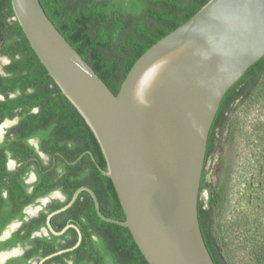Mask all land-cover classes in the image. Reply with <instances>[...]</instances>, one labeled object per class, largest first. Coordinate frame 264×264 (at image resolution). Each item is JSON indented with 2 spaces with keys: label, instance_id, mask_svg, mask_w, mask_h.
Masks as SVG:
<instances>
[{
  "label": "trees",
  "instance_id": "obj_1",
  "mask_svg": "<svg viewBox=\"0 0 264 264\" xmlns=\"http://www.w3.org/2000/svg\"><path fill=\"white\" fill-rule=\"evenodd\" d=\"M208 0H40L46 14L82 57L92 66L109 88L117 93L127 72L136 59L161 37L188 20ZM11 58L4 68L11 75L0 77V94L19 90L15 100L0 103V121L19 117L18 126L9 130L0 151L9 149L19 166L15 171L3 168L0 155V194L6 190L12 211L6 214L0 229L8 221L23 216V208L37 198L60 190L64 200L53 199L37 216L25 221L11 239L0 242V251L6 247L30 243L22 256L8 264H25L32 257L42 258L50 253L73 246L78 233L69 227L63 234L49 237L31 233L46 225L47 214L65 205L74 191L83 185L97 196L101 212L111 218L124 220L111 179L95 164L85 168L87 150L101 153L99 144L74 105L61 92L58 85L31 48L21 26L15 18L11 0H0V57ZM19 56V59L16 57ZM32 88L31 95L26 89ZM264 92V55L224 94L210 128L202 170L198 217L202 235L215 264H229L226 252L229 236L247 254L245 264H264V123L258 124L256 152L252 162L255 177L247 183L250 220L235 218L229 227L222 225L230 182V165L220 158L223 167L215 182L205 180V167L221 142L233 106L242 103L256 90ZM38 109L32 114V109ZM235 129H232V131ZM39 138V150L53 158L62 155L60 171L49 164L35 168L37 180L27 184L30 160L38 155L30 147L28 138ZM71 145V147H69ZM2 154V153H1ZM59 159L60 157L57 156ZM62 172V174H61ZM29 188L31 190H29ZM207 191L206 202L200 198ZM1 201V200H0ZM55 230L66 224H76L82 234L81 243L73 250L57 254L43 264H148L137 247L129 229L108 222L98 216L94 201L87 191H80L73 204L51 218Z\"/></svg>",
  "mask_w": 264,
  "mask_h": 264
},
{
  "label": "water",
  "instance_id": "obj_2",
  "mask_svg": "<svg viewBox=\"0 0 264 264\" xmlns=\"http://www.w3.org/2000/svg\"><path fill=\"white\" fill-rule=\"evenodd\" d=\"M31 48L93 132L125 219L104 215L94 191L78 187L46 216L87 191L103 220L127 227L148 264H215L198 200L207 140L227 90L264 55V0H208L132 64L117 93L74 48L40 0H11ZM89 153H91L89 151ZM48 197V196H47ZM42 201V199H41Z\"/></svg>",
  "mask_w": 264,
  "mask_h": 264
},
{
  "label": "rangeland",
  "instance_id": "obj_3",
  "mask_svg": "<svg viewBox=\"0 0 264 264\" xmlns=\"http://www.w3.org/2000/svg\"><path fill=\"white\" fill-rule=\"evenodd\" d=\"M260 123H264V92L259 89L244 102L233 106L227 125L221 132L218 149L205 167V180L213 183L222 174L220 158L229 162L230 182L222 215V225L228 231L235 218L243 216L245 220H250L252 216L247 200V183L256 174V166L252 162L253 153L256 152L253 131ZM200 198L206 202V190L201 192ZM228 239L226 252L229 264H245L246 252L239 247L236 238L229 236ZM31 264H35V261Z\"/></svg>",
  "mask_w": 264,
  "mask_h": 264
},
{
  "label": "flooded vegetation",
  "instance_id": "obj_4",
  "mask_svg": "<svg viewBox=\"0 0 264 264\" xmlns=\"http://www.w3.org/2000/svg\"><path fill=\"white\" fill-rule=\"evenodd\" d=\"M5 120V119H4ZM5 139V138H4ZM32 139H35V151L37 152L38 155H33L30 157V160H33L35 161L34 163H30L28 165V168H30V170L28 171L26 177H25V182L27 184H31L33 183L32 182V174L35 173V176L37 177L36 175V171H35V168L37 167H42V164H49L50 160L53 159V163L51 165L50 168H54L57 166V164H60V160L62 159V155H58V154H55V156L53 158H50L48 154L44 153L43 151L39 150V138L37 136H34V137H30L28 138L27 142L29 140H32ZM4 141V140H3ZM3 142H0V145L2 144ZM101 150V149H100ZM90 150H87L88 154L90 155V157L87 159H85V168H93V165L95 164L98 168L100 169H106L107 166H106V161H105V158L102 154V151L101 153H98L95 155L93 154L91 151V153H89ZM2 153V154H1ZM0 155L1 157L3 158V168H6L8 170V167H9V158L11 157L13 160L16 161V159L14 157H12V153L9 149H3L2 151H0ZM59 156L60 159L57 157ZM17 162V161H16ZM18 163V162H17ZM19 164V163H18ZM2 168V167H0ZM17 168V167H16ZM56 168H58V171H60V168L61 166H57ZM30 190V188H29ZM57 191V190H55ZM60 191V190H58ZM6 192V190H3L2 193ZM54 192V191H52ZM51 192V193H52ZM61 192V191H60ZM7 193V192H6ZM62 193V192H61ZM49 196V194L47 195ZM47 196H44V197H47ZM44 197H40V198H37L35 203H31V204H28L26 205L24 208H23V216L21 218H14L10 221H8L6 224H4V226L0 229V234H4L6 235L8 231H12L13 229H16L18 225H21L23 224V222H25V213H30L31 214V218L35 217L38 215V213L41 211V208H42V201L41 199L44 198ZM65 199V196L64 194L62 193V197H61V200H64ZM0 224L3 223L5 217H6V214H8L9 212L12 211V207L10 205V203H8L9 201H5L4 199H0ZM45 207H43L44 209ZM53 211V210H52ZM51 212V211H50ZM54 216V215H53ZM52 216V217H53ZM51 217V218H52ZM30 218V219H31ZM30 219H28L27 221H29ZM51 220V219H50ZM46 222V220H45ZM51 222V221H50ZM70 224V223H69ZM73 224V223H72ZM52 225V224H51ZM67 225V224H66ZM76 225V224H75ZM53 227V226H52ZM20 228V227H19ZM18 228V229H19ZM45 232H44V231ZM49 230L47 229L46 225L45 226H41L39 227L38 229L34 230L32 233H31V237H35V236H46V237H49ZM22 246L25 250L28 249L30 247V243H28V241H25L23 244H20L18 243L16 246ZM16 246H13V247H6L5 249L1 250V251H4V250H7V249H11V248H14ZM45 257V256H44ZM43 258V257H42ZM42 258H37V257H32L27 263L25 264H31V262L35 261V264H39L40 260ZM49 259V258H48ZM47 260V259H46ZM45 261V260H44ZM43 261V262H44ZM42 262V264H43Z\"/></svg>",
  "mask_w": 264,
  "mask_h": 264
},
{
  "label": "clouds",
  "instance_id": "obj_5",
  "mask_svg": "<svg viewBox=\"0 0 264 264\" xmlns=\"http://www.w3.org/2000/svg\"><path fill=\"white\" fill-rule=\"evenodd\" d=\"M19 58H20L19 56L16 57V59H19ZM11 63H12L11 58H9L7 56L0 57V77L7 78L11 75L10 73L4 71V68L7 67L8 65H10ZM25 91H26L27 95H31L34 92V89L28 88ZM20 95H21V92L19 90H14V91L9 92L7 94V97L0 94V103L4 102L6 99L7 100H15ZM37 112H38V109H36V108L32 109V114H36ZM19 120H20L19 117H13V118H9V119H5L3 121H0V142H3L4 138L8 135V132L10 129L18 126ZM28 143H29L30 147H35V139L29 140ZM69 147H71V145H69ZM18 166H19V164L10 157L8 170L9 171H15V168ZM61 174H62V172H61ZM36 180H37V177L35 176V173H33L32 174V182L35 183ZM0 195H3L4 198L7 197L6 192H4ZM61 197H62V193L57 190V191L50 193L48 197L42 198L43 203H42L41 210H43V207H46L48 203H51L53 199L59 201V200H61ZM30 218H31V214L25 213V221H27ZM19 227H22V224L18 225L16 229H13L12 231H8L6 235L0 234V242H2L4 240L11 239L14 232L16 230H18ZM24 251H25V249L19 245L14 247V248H11V249L0 251V264H8V262L10 260L18 258L19 256H22L24 254Z\"/></svg>",
  "mask_w": 264,
  "mask_h": 264
}]
</instances>
